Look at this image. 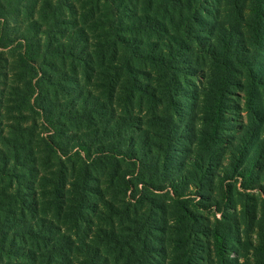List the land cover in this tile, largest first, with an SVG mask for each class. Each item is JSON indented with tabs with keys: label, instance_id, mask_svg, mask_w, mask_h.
<instances>
[{
	"label": "rangeland",
	"instance_id": "1",
	"mask_svg": "<svg viewBox=\"0 0 264 264\" xmlns=\"http://www.w3.org/2000/svg\"><path fill=\"white\" fill-rule=\"evenodd\" d=\"M82 1L69 0L65 9L58 37L65 45L76 41L77 54L55 60L54 70H49L55 84L39 99L42 112L28 111L27 105L17 108L11 86L22 84L12 74L18 48H0V169L5 172L0 173V191L13 195L10 201L0 193V206L11 202V209L18 207L16 219L4 227L0 223V231L5 228L10 237L3 241L0 232V245L11 251L0 249V264H48L44 243L59 241L69 245L72 263L81 264L87 242L100 246L99 238L107 233L123 238L130 217L148 222L150 233L145 230L142 239L153 237L150 264H264V85L258 84L259 78L264 80V25L252 30V0H209L205 5L214 17L218 53L222 56L225 50V55L215 61L201 52L194 58L198 64L184 65L183 87H177L183 109L174 122L171 146L166 143L171 156L149 177L163 186L184 175L187 182L175 192L185 196L180 200L169 188L155 193L144 189L142 167L132 178V162L87 161L78 148L81 143L87 148L89 142L92 148L123 145L140 155L146 149L158 154L157 145L166 141L160 136L166 123L154 117L167 119L173 112L168 99L157 103L151 94L141 101L138 93L130 96L119 88L122 78L112 88L108 61L104 74L98 65L99 74L87 73L90 47L87 40H75L87 39V5ZM23 25L15 22L12 35L22 33ZM231 36L233 51L230 44L223 48ZM223 57L233 62L226 66ZM140 67L138 76L152 83L154 68L144 63ZM19 140L28 154L20 149L21 160L5 165L8 143ZM26 155L30 161L23 162ZM26 167H31L30 174L24 177ZM87 176L93 193L81 200L72 183ZM124 177L132 178V188L125 189ZM6 216L1 213L3 224ZM100 249L107 253L104 246ZM108 260L115 261L111 253ZM126 260L120 258L123 264Z\"/></svg>",
	"mask_w": 264,
	"mask_h": 264
},
{
	"label": "trees",
	"instance_id": "2",
	"mask_svg": "<svg viewBox=\"0 0 264 264\" xmlns=\"http://www.w3.org/2000/svg\"><path fill=\"white\" fill-rule=\"evenodd\" d=\"M68 1L0 0V48L2 50L13 47L18 48L15 49L17 58L13 64L12 74H15L14 78H17L22 84L11 86L12 90L15 91L13 95L17 108H19V105H27L28 111L39 112L41 110L42 112L43 106L40 105L39 99L44 89L55 84L49 72V70H54L55 60L57 58L65 59L69 56L74 57L77 54L75 51L77 48L76 41H71L69 45H65L58 37L59 33H63L60 26L66 22L64 21L65 9L69 6ZM84 1L87 5V39L80 36L79 39L75 38V40H87V46L90 47L87 50V73L89 71L97 72L96 65H98L104 74L106 62L108 61L109 80L112 88L122 78L123 82L119 88L130 92V96L138 93L141 101L142 97L151 94V97L155 98L157 103L168 99L173 112L167 119L158 114L154 117V120L158 122L165 121L166 123L165 128L161 130L162 134H160V136L165 137L166 141H162L157 145L158 154L151 152V149H141V151H144L140 155L136 149L127 148L123 145L119 147L111 145L107 148L103 145H97L92 148L89 142H87V148L84 143L78 145V148H81V152L86 153L87 161L94 162L99 159L102 162L109 163L132 162L134 164V168L130 172L132 178L137 173L138 168L142 167L140 173L144 178L141 179L142 186L150 193L162 191L166 188L172 190L173 193H179V190L187 182L184 175H178L168 183L169 185L163 186L155 185L152 181H149V177L153 179V168L161 170V163L171 156L169 148L168 150L166 148V143H170L171 146V140H174L175 137L174 122L176 117L180 116V109H183L177 87L179 85L183 87L181 79L184 65H188L193 61L198 64L200 60L197 57L194 58L197 53L200 54L201 52L207 53L215 61L220 59L216 56L222 57L225 55V50L222 56L218 53L217 42L219 38L215 35L214 17L205 7L209 0H83L82 2ZM252 4V30L254 25V29L259 31L263 29L264 25V0H252ZM15 22H21V25L24 23L22 33L17 36L11 33ZM67 37L69 39L73 38L71 34H68ZM207 38H210L209 41H206ZM229 44L233 51L235 42L232 36L228 39V44L223 43V48H228ZM237 51L238 48H236ZM229 61L233 62V59L226 60L223 57L221 63H226L227 66ZM143 63L151 64L154 68L153 70L150 69V74L154 72V75H156L154 80L153 77H150L149 80L152 83L150 81L146 83L139 77L141 74L140 66ZM232 66L236 68L235 64ZM227 69L230 73L231 67H227ZM248 69L251 73L250 66ZM125 70L129 73L127 74ZM97 73L99 74V72ZM224 79L229 84L232 83L228 77ZM259 80L258 84L264 85L263 78H259ZM233 84L236 85L237 83L234 82ZM150 89H152V93H148L151 91ZM223 91L229 92L230 90ZM88 114L87 112V116H89ZM8 145H10V153L5 155L2 161L5 165L8 164L9 160L15 162L21 160L19 158L20 149L28 154L26 145L22 140H19L18 143H8ZM80 151H77L76 154L83 160ZM29 156L26 155V158L22 159L23 162L30 161ZM67 156L72 157V155ZM23 166L29 165L23 163ZM30 168H25L27 172L24 173V177L30 174ZM0 173L4 175V169H0ZM241 174L245 176V173L241 172ZM132 178H123L122 182L126 190L132 188ZM88 182H90V178L87 176V179L72 183L75 191L78 189L77 193L81 200H84L86 195L90 196L93 193V189ZM0 193L3 199L11 201L13 195H8L3 190ZM177 193H175L177 199L180 200L185 197ZM138 200L142 201V199ZM24 202L25 200H21V206L25 204ZM10 205L11 202L8 205L7 202L6 204L4 202L0 206V223L3 227L10 224L12 219H16L17 204L14 209H11ZM1 213H5L6 217L10 218L5 217L4 221L6 223L4 224L1 220ZM154 218L153 213L152 217L149 218L150 225L151 220H154ZM130 219L132 224L127 227L129 232L123 238V234L116 233L110 235L107 233L106 237L99 238L100 246H104L107 253L103 254L104 252L101 251L100 246L87 242V249H84L82 253L86 259L81 264H123L120 262V258L123 256L127 258L125 264H150L147 260V254L151 251L150 245L153 237L148 235V238L142 239V233L145 230L148 231V234L150 233L148 222L146 224L145 221L137 217H130ZM151 227L153 226L151 225ZM0 232L3 241L9 240L8 230L4 228ZM22 236L24 237V235ZM215 236L221 237L218 234H215ZM44 244L46 248L44 258L48 264H61L57 261L59 260L57 259L58 256L61 259L64 258L66 264H73L72 260L69 259L70 255H67L69 245H63L61 241ZM0 249L11 253L3 243H1ZM80 250L82 251L77 247V251ZM108 253H111L115 258L113 263L109 262Z\"/></svg>",
	"mask_w": 264,
	"mask_h": 264
}]
</instances>
